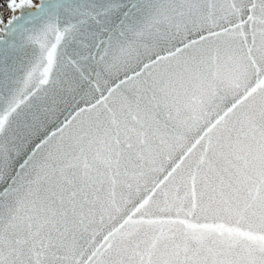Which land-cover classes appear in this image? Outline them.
<instances>
[{
	"label": "snow or ice",
	"instance_id": "1",
	"mask_svg": "<svg viewBox=\"0 0 264 264\" xmlns=\"http://www.w3.org/2000/svg\"><path fill=\"white\" fill-rule=\"evenodd\" d=\"M0 264H264V0H0Z\"/></svg>",
	"mask_w": 264,
	"mask_h": 264
}]
</instances>
